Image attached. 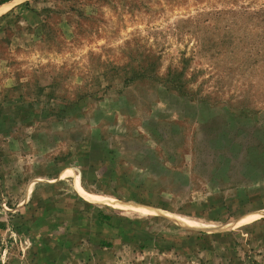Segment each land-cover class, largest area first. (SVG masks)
I'll use <instances>...</instances> for the list:
<instances>
[{
  "label": "rangeland",
  "instance_id": "374dc122",
  "mask_svg": "<svg viewBox=\"0 0 264 264\" xmlns=\"http://www.w3.org/2000/svg\"><path fill=\"white\" fill-rule=\"evenodd\" d=\"M4 3L0 264H264V0Z\"/></svg>",
  "mask_w": 264,
  "mask_h": 264
},
{
  "label": "bare ground",
  "instance_id": "6f19581e",
  "mask_svg": "<svg viewBox=\"0 0 264 264\" xmlns=\"http://www.w3.org/2000/svg\"><path fill=\"white\" fill-rule=\"evenodd\" d=\"M9 3H4V4H1L0 5V11L2 10V9H4V7L5 6H7ZM77 188H78V190L82 193V194H86L83 190H82V188L80 187V185L78 184V182H77ZM96 198H98V199H105L106 201H109V202H111L113 205H117V206H122L123 204L122 203H120V202H118V201H116V200H113V199H108V197H103V196H96ZM133 208V210H136V211H141V212H150L149 210H154L153 208H148L147 206H142V205H140V206H137V207H132ZM255 215H258V213L256 212L255 213ZM175 220L176 221H178L179 223H186V222H188L189 220L188 219H184V218H182V217H179V216H176V218H175ZM246 221H248V218H247V220ZM190 222V221H189ZM192 222V221H191ZM203 226V225H202ZM204 226H210V225H207V224H205Z\"/></svg>",
  "mask_w": 264,
  "mask_h": 264
},
{
  "label": "trees",
  "instance_id": "16d2710c",
  "mask_svg": "<svg viewBox=\"0 0 264 264\" xmlns=\"http://www.w3.org/2000/svg\"><path fill=\"white\" fill-rule=\"evenodd\" d=\"M6 1H8V0H1L0 3H4V2H6Z\"/></svg>",
  "mask_w": 264,
  "mask_h": 264
}]
</instances>
